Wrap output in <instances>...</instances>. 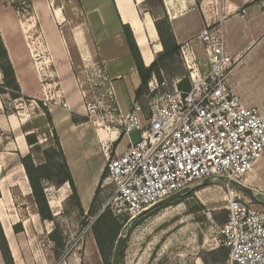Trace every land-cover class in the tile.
I'll return each instance as SVG.
<instances>
[{"label": "crops", "instance_id": "crops-1", "mask_svg": "<svg viewBox=\"0 0 264 264\" xmlns=\"http://www.w3.org/2000/svg\"><path fill=\"white\" fill-rule=\"evenodd\" d=\"M73 1L75 6L71 4V13H64L60 8H50L53 0H29L32 26L39 27L49 56L48 60H37L33 65L35 69V66H44L43 72L37 69L34 72L31 70L27 41L17 31V14L11 9L13 0H0V37L20 89L21 97L18 100H32L33 103H18L16 113H7L0 95V225L14 264H24V239H28L29 243L40 236L46 239L54 231L52 222L42 220L38 214L21 163V158L28 155L31 149L26 137L35 134L39 144L45 142L46 148H52L53 133L57 136L77 189L80 208L85 213L94 202L98 183L104 174L106 157L113 152L118 154L128 145L127 139L116 142L115 137H107L87 121L73 72L75 64L80 70L103 63L108 76L114 81L120 107L127 111L137 101L135 93L140 80L125 43L122 26L130 27L145 67L155 62L162 52L151 18L148 14H140L143 0ZM73 1L68 0L69 3ZM162 2L175 40L180 44L189 41L198 56L201 51L195 38L198 31L207 26L221 32L228 55L238 61L228 76L229 87L244 105L255 107L264 114V104L256 105L247 89H244L245 83L264 69V0ZM71 14L80 15L81 19L75 22ZM67 23L71 25L70 47L60 30ZM48 64L54 69L49 71L48 76L54 77V85L60 86L50 96L53 101L49 105L44 104V100L51 85L43 84L46 79L42 78ZM183 78L178 76L175 81ZM2 79L0 73V84ZM127 82L132 85L131 93ZM63 102L67 103L68 110L61 108ZM46 113L50 116V122ZM45 133H48L47 137ZM113 145L117 147L115 151ZM79 181L83 182V191ZM50 191V188L44 190L52 217L56 218L62 211L64 198L69 196L71 190L65 184ZM17 225L22 226V232H14ZM46 247L44 252L49 263L51 252L47 244Z\"/></svg>", "mask_w": 264, "mask_h": 264}, {"label": "built area", "instance_id": "built-area-1", "mask_svg": "<svg viewBox=\"0 0 264 264\" xmlns=\"http://www.w3.org/2000/svg\"><path fill=\"white\" fill-rule=\"evenodd\" d=\"M195 38L199 56L189 41L180 45L190 88L180 90L181 80L170 86L152 75L142 97L146 110L138 101L121 109L103 63L77 73L87 121L107 137L128 142L120 154L106 157L98 183L107 191L102 211L131 220L204 180H223L227 216L219 235L228 250L226 264H264V208L235 196L230 183H241L264 159V114L229 87L238 61L228 55L221 32L206 26ZM61 108L68 110L67 103ZM134 132L135 142L129 138Z\"/></svg>", "mask_w": 264, "mask_h": 264}, {"label": "rangeland", "instance_id": "rangeland-1", "mask_svg": "<svg viewBox=\"0 0 264 264\" xmlns=\"http://www.w3.org/2000/svg\"><path fill=\"white\" fill-rule=\"evenodd\" d=\"M22 1L24 4H21ZM71 4L75 6L74 1L69 3L68 0H53L50 8L52 10L60 8L64 13H71ZM11 9L17 14V31L27 41V48L32 63L31 70L35 72L37 69L39 72H43L42 68L44 66H35L36 69L33 68V65L38 62L37 60L42 62L44 58L48 60L49 56L39 27L32 26L34 23L30 20L29 0H13ZM139 9L140 14L149 15L154 28L156 20L163 17L168 18L166 11L163 14L155 0L147 2L143 0ZM72 15L71 17L75 22L81 19L80 15ZM168 21L170 23L169 18ZM64 25L60 30L63 32L68 47H70L69 26L71 25L68 23ZM157 38L160 43L158 35ZM175 41L179 47V55L176 59L167 60V62H170L167 70L161 69L162 64L166 63L163 58H156L155 63L156 68L160 67L161 69V78L165 79L170 86L176 77L185 75L184 78H187L188 75L181 60V44L177 40ZM173 61L174 63L171 64ZM200 64L202 67L204 66L202 60ZM48 65L42 78L46 79L43 84L51 85L48 90L49 93L47 92V97L44 100V104L49 105L53 101L51 99L52 95L55 94L60 86L58 84L54 85V77L48 76L49 71L54 70ZM75 65L73 72L76 76L83 68L79 70L77 64ZM257 74V76L245 83L246 87L244 89H247L254 103L260 105L264 104V69H261V72L258 71ZM126 85L131 93L132 85L130 82H127ZM170 86L169 90H171ZM0 95L3 97L5 112L7 113H16L18 103L33 104L32 100L29 102L19 101L20 92L18 94L19 98L16 100H12L6 91ZM117 99L119 101L118 96ZM137 101L146 110L144 98ZM45 134L47 137L48 133ZM35 136L38 141L37 135ZM49 138L52 139L51 136ZM138 138L139 133L137 132L131 135V141L133 142L137 141ZM120 140L121 137L117 141ZM45 144L43 142V144L39 145L42 149H55V144L52 148H46ZM124 144L125 142H123ZM116 149L117 147L113 145V150L115 151ZM123 149L119 150L118 154ZM30 153L32 154L34 165L38 166L40 163L47 161L49 162L48 165L54 168L55 174L60 173V159L57 152L48 155L51 159L50 161L46 158L47 155L44 156L39 152L37 153L35 148H31ZM118 154L113 152V154L108 156L113 158ZM241 183L251 188L256 193V198L264 202V159L256 164L253 172L249 177H245ZM79 184L81 191H83V182L79 181ZM100 184L96 189L90 213L88 211L86 213L80 211V206L78 207L76 200L70 197V192L69 196L64 198L61 204V213L51 221L53 224L51 228L54 230L51 237L49 236L46 239L45 236L36 237L30 243L28 239L22 241L25 253L24 264H112L118 239L121 235H124L126 239L119 264H226L228 250L219 235L220 227L227 216L225 208L227 206L228 191L223 180H213L208 181L205 185H196L192 191L184 194L181 199L162 205L136 218L128 228L129 219L114 216L109 210L102 211L107 198V191L101 189L99 187ZM231 186L235 196L256 208H264L256 204L246 192L233 185ZM43 187L44 190L50 188V192L58 188L48 183H44ZM96 237L102 243V254L98 250ZM46 244L50 247L49 250L51 252L49 263L44 252V250H47ZM1 264H4V262Z\"/></svg>", "mask_w": 264, "mask_h": 264}, {"label": "trees", "instance_id": "trees-1", "mask_svg": "<svg viewBox=\"0 0 264 264\" xmlns=\"http://www.w3.org/2000/svg\"><path fill=\"white\" fill-rule=\"evenodd\" d=\"M145 1L147 2L149 0H145ZM155 3L158 5L160 10H162L163 14H165V9L162 0H155ZM154 25L160 40V45L162 47V52L157 58H163V60H166V63L162 64L161 69L167 70V66L170 63L167 62V60H173L178 57L179 47L176 44L175 38L173 36L172 28L167 17H163L162 19L156 20L154 22ZM122 32L125 43L129 49L130 55L133 59L140 80V86L135 93L136 99L139 100L146 93L147 83L152 75H154L159 81L162 80L160 73L161 69L160 67L156 68V64H155L156 61L153 62L149 67H145L142 62V58L140 56L138 47L136 45L130 27L127 25H123ZM173 63L174 61L171 62V64ZM0 73L2 74L3 77L2 85H0V94L6 91L9 93L10 98L12 100L18 99L19 98L18 94L20 92V89L16 82L14 70L8 59L7 52L5 50L1 37H0ZM180 76L185 77V75H180ZM178 88L184 91L188 90L190 88L188 80L186 78H183L178 84ZM46 116L48 121L50 122V116L47 113ZM53 135H54L53 139H54L55 149H42L34 134L28 135L26 137V142L28 146H30L31 148H35L37 153L39 152L41 155L44 156L47 155L46 158L48 159V161L51 160L48 155H52L53 153L57 152L58 157L60 159L59 169L61 174L60 173L55 174L54 168L49 166L48 165L49 162L47 161L40 163L38 166L34 165L31 153L21 158V163L24 167L26 176L28 178L30 188L32 191V196L38 209V214L42 220L49 222L53 221V217L50 212L46 195L44 192V187H43L44 183L52 184V186L58 188L67 184L71 190L70 197L76 200V205L78 207L80 206L75 184L72 179L71 173L69 171L68 165L66 163V159L59 145L57 136L54 133ZM104 177H105V173L102 175L101 180H103ZM92 207L93 206H91L88 213L91 212ZM80 211L82 210L80 209ZM14 232L15 233L22 232V226L21 225L15 226ZM53 233L54 231L51 233V235ZM96 242H97L98 250L100 254H102L103 247L98 237H96ZM0 254L4 264H14L1 225H0Z\"/></svg>", "mask_w": 264, "mask_h": 264}, {"label": "water", "instance_id": "water-1", "mask_svg": "<svg viewBox=\"0 0 264 264\" xmlns=\"http://www.w3.org/2000/svg\"><path fill=\"white\" fill-rule=\"evenodd\" d=\"M208 182V180H204L201 185H205L206 183ZM231 185L239 188L240 190L246 192L253 201H255L256 204L260 205V206H264V202L262 201H259L257 198H256V195L254 193V191L251 189V188H248L246 187L245 185H243L242 183L240 182H230ZM198 188V186H197ZM194 188H191V189H188V190H185L183 192H180V193H177L175 195H172L171 197L155 204L154 206H152L151 208H149L148 210H146L145 212H143L142 214H140L138 217L136 218H139L141 217L142 215L162 206V205H165L167 203H170V202H173L175 200H179L181 199L184 194L188 193L189 191H192ZM136 218H133L131 220H129L128 222V225H127V228L130 227V225L135 221ZM125 239L126 237L124 235H121L118 239V243H117V246H116V250H115V253H114V257H113V260H112V264H119V260H120V256H121V253H122V250H123V246H124V243H125Z\"/></svg>", "mask_w": 264, "mask_h": 264}]
</instances>
